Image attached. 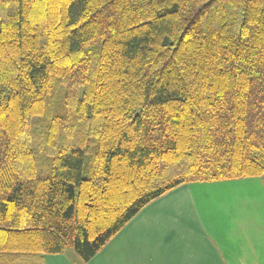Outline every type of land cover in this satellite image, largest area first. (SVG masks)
I'll list each match as a JSON object with an SVG mask.
<instances>
[{
    "label": "trees",
    "instance_id": "1",
    "mask_svg": "<svg viewBox=\"0 0 264 264\" xmlns=\"http://www.w3.org/2000/svg\"><path fill=\"white\" fill-rule=\"evenodd\" d=\"M264 178V0H0V264L89 262L188 183Z\"/></svg>",
    "mask_w": 264,
    "mask_h": 264
},
{
    "label": "crops",
    "instance_id": "2",
    "mask_svg": "<svg viewBox=\"0 0 264 264\" xmlns=\"http://www.w3.org/2000/svg\"><path fill=\"white\" fill-rule=\"evenodd\" d=\"M245 179H260L264 190V178ZM197 185L203 184H183L148 204L140 211L145 216L138 213L85 263L264 264V210L258 216L248 212L255 217L235 225L223 220L227 215L220 210L210 215L200 209V194L194 193ZM62 255L49 254L46 259H51L50 264H81L78 256L72 261Z\"/></svg>",
    "mask_w": 264,
    "mask_h": 264
},
{
    "label": "rangeland",
    "instance_id": "3",
    "mask_svg": "<svg viewBox=\"0 0 264 264\" xmlns=\"http://www.w3.org/2000/svg\"><path fill=\"white\" fill-rule=\"evenodd\" d=\"M202 184L203 185H197L198 187L194 190V193L200 194L199 207L202 211L204 208L206 214L212 215L220 210L221 213L227 215L226 217H223V220L229 219L228 221H234L235 225H241V222L251 220L255 215L258 216L260 209L264 210V190L260 179L227 180ZM143 210L144 209H142L141 212ZM248 212H253L255 215ZM143 216H145V214L141 213L140 217ZM139 220L144 223V218ZM256 222L263 223L261 219H257ZM236 234L241 236L239 229ZM63 255L67 256L72 261L77 257V254L72 248L66 250ZM55 256H59V254ZM46 257L47 255L43 258V261L40 264H50L49 260L51 259H46ZM54 264L59 263L55 262ZM81 264L86 263L81 261Z\"/></svg>",
    "mask_w": 264,
    "mask_h": 264
}]
</instances>
